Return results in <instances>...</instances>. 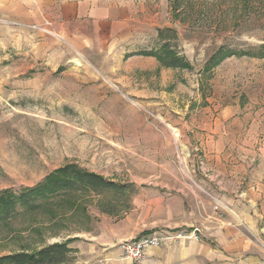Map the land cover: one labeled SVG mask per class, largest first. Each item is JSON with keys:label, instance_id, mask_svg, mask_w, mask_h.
<instances>
[{"label": "rangeland", "instance_id": "rangeland-1", "mask_svg": "<svg viewBox=\"0 0 264 264\" xmlns=\"http://www.w3.org/2000/svg\"><path fill=\"white\" fill-rule=\"evenodd\" d=\"M92 1L123 9L127 45L97 53L78 51L68 40L71 24L63 22V13L70 17L73 11L64 5ZM163 44L190 67L164 68L139 55ZM222 46L255 55L227 58L204 72ZM259 47L264 0H0V191L34 187L67 164L133 186L132 194L116 197L117 216L98 207L112 203V194L89 200L90 220L75 218L43 230L47 244L95 229L102 215L109 224L130 214L135 220L153 191L167 196L182 189L193 207L201 209L200 201H206L217 212L212 195L227 187L207 182L212 158L241 160L246 172L255 169L256 180L264 176ZM262 203L256 199L255 242L264 264ZM20 226L14 223L11 232L0 228V256L35 243L33 234L17 231ZM53 232L57 236L49 237ZM76 253L69 264L77 263Z\"/></svg>", "mask_w": 264, "mask_h": 264}, {"label": "crops", "instance_id": "crops-1", "mask_svg": "<svg viewBox=\"0 0 264 264\" xmlns=\"http://www.w3.org/2000/svg\"><path fill=\"white\" fill-rule=\"evenodd\" d=\"M64 6L73 11L70 17L63 13V22L71 24L68 40L78 51L87 47L100 53L127 45L129 21L120 6L95 1ZM86 27L93 33H86ZM215 151L219 153L217 148ZM218 155L212 158L213 173L207 176V182L216 180L227 187V191L221 188V192L212 195L220 205L217 212L207 208L211 203L206 201H200L205 206L201 209L193 207L192 198L182 189L168 191L167 196L153 191L151 198L138 207L135 220L130 214L116 224H109V218L102 215L95 229L77 235L78 243L72 246L77 250L76 264H133L123 259L119 242L157 230L191 228L199 231L198 240L149 248L141 264H261L255 242V214L256 199L263 200L264 206V176L259 175L256 180L254 168L246 172L241 160ZM135 197L139 199L140 193Z\"/></svg>", "mask_w": 264, "mask_h": 264}, {"label": "trees", "instance_id": "trees-1", "mask_svg": "<svg viewBox=\"0 0 264 264\" xmlns=\"http://www.w3.org/2000/svg\"><path fill=\"white\" fill-rule=\"evenodd\" d=\"M263 50L264 47L258 49L261 57H264ZM139 55L155 58L164 68L184 70L190 67L184 58L179 57L166 44L156 51H143ZM250 55L255 54L222 46L209 56L203 71L208 73L227 58ZM132 188V185L116 184L75 164H67L34 187L24 188L17 193L10 190L0 191V228L9 232L14 223H21L17 231L22 235L29 232L37 239L32 245H23L15 252L1 255L0 264H69L71 255L76 253L70 245L78 238L67 235L66 240L47 244L42 235L43 230L50 232L59 229L63 222L75 218L88 222L89 200L102 198L106 194H112L115 200L106 206L99 204V211L117 216L119 199L116 197L132 194ZM27 219H31V225L26 224ZM56 236L57 233L53 232L49 237Z\"/></svg>", "mask_w": 264, "mask_h": 264}, {"label": "built area", "instance_id": "built-area-1", "mask_svg": "<svg viewBox=\"0 0 264 264\" xmlns=\"http://www.w3.org/2000/svg\"><path fill=\"white\" fill-rule=\"evenodd\" d=\"M198 233L199 231L196 228L169 232L153 231L130 240L121 241L118 243V248L123 259L129 260L133 264H141L145 258V252L149 248L160 247L167 242L198 240Z\"/></svg>", "mask_w": 264, "mask_h": 264}, {"label": "bare ground", "instance_id": "bare-ground-1", "mask_svg": "<svg viewBox=\"0 0 264 264\" xmlns=\"http://www.w3.org/2000/svg\"><path fill=\"white\" fill-rule=\"evenodd\" d=\"M8 159V158H7ZM8 162V161H7Z\"/></svg>", "mask_w": 264, "mask_h": 264}]
</instances>
